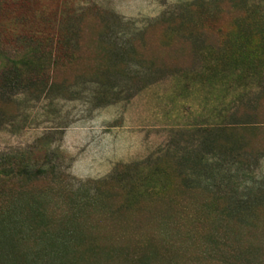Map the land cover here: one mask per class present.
Masks as SVG:
<instances>
[{
    "label": "rangeland",
    "instance_id": "374dc122",
    "mask_svg": "<svg viewBox=\"0 0 264 264\" xmlns=\"http://www.w3.org/2000/svg\"><path fill=\"white\" fill-rule=\"evenodd\" d=\"M12 166L0 264H264V0H0Z\"/></svg>",
    "mask_w": 264,
    "mask_h": 264
},
{
    "label": "trees",
    "instance_id": "16d2710c",
    "mask_svg": "<svg viewBox=\"0 0 264 264\" xmlns=\"http://www.w3.org/2000/svg\"><path fill=\"white\" fill-rule=\"evenodd\" d=\"M45 175V173L43 172H33L30 169H25L22 172L17 171L15 166H12L11 169L9 170H3L0 173V176H2L5 179H10V180H14L16 179L17 176H22L25 178H30L33 177L34 179L38 178L40 179L41 177L43 178V176ZM255 202H258L259 200L257 198H255Z\"/></svg>",
    "mask_w": 264,
    "mask_h": 264
}]
</instances>
